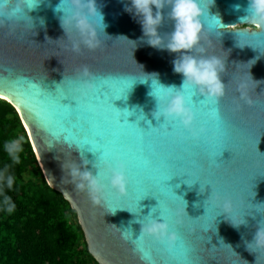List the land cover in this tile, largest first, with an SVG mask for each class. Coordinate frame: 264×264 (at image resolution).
Wrapping results in <instances>:
<instances>
[{"label":"water","instance_id":"95a60500","mask_svg":"<svg viewBox=\"0 0 264 264\" xmlns=\"http://www.w3.org/2000/svg\"><path fill=\"white\" fill-rule=\"evenodd\" d=\"M60 2L43 0L34 10L26 9L34 29L23 24L0 26V98L19 112L49 185L77 211L93 257L99 264H264V251L250 252L245 244V240H252L262 218L254 204L264 202V32L239 27L253 24L248 18L250 0H215L206 21L201 18L208 54L226 60L221 74L226 94L216 105L218 119L210 116L211 108L197 114L194 127L205 130L199 139L183 128L180 135L170 137L150 131L164 122L163 116L157 120L152 115L157 101L149 95L151 80H137L130 87L131 82L145 79L143 72L156 73L165 86L182 88L183 77L173 71L177 53L147 43L139 18L125 10L130 0H96L106 25L100 33L103 42L95 50L82 48L79 53L64 47L68 43L60 23L64 12L56 10ZM214 16L220 22L213 20ZM172 27L165 19L158 32L163 35ZM238 43L249 45L241 48ZM85 65L95 84L106 82L111 91L102 100L97 97L93 105H85L79 116L73 114L72 122L89 137L102 133L121 141L127 164V194L120 196L109 189L107 200L101 204H94L86 192L66 181L60 161L79 163L83 153L89 160L87 168L95 175L98 169L93 165L103 149L91 151V144L69 138L48 118L52 97L67 95L70 89L74 96L80 94L75 91L78 70ZM241 81L247 84L245 90L252 104L239 99L237 86ZM202 99L200 93L193 97L194 102ZM60 103L76 105L67 96ZM141 112L144 119L138 120ZM144 160L149 163L145 165ZM187 179L211 181L215 190L232 199L233 216L252 213L245 215L247 223L233 227L225 219L227 214L220 213L223 209L214 204L209 207L206 200L211 185H205L201 192L200 181L189 186L184 183ZM161 194L165 199L174 198L173 209L184 216L185 223L179 228L181 239L172 249L151 237L136 239L141 232L137 217L147 216L156 207L152 215L159 218L156 197ZM143 196L139 213L127 210L138 211L137 201ZM123 229L132 231L131 239L123 238ZM180 249L187 255L181 256ZM145 253L150 260L145 259Z\"/></svg>","mask_w":264,"mask_h":264},{"label":"clouds","instance_id":"9594fccd","mask_svg":"<svg viewBox=\"0 0 264 264\" xmlns=\"http://www.w3.org/2000/svg\"><path fill=\"white\" fill-rule=\"evenodd\" d=\"M42 2L43 0H0V26L5 23L23 24L27 28L34 29L33 18L28 15V11L34 10ZM66 3L68 4L67 8L64 6ZM214 3L215 0H207V3L204 0H130V4L125 6L126 11L139 18L149 45L178 54L172 61L173 71L183 77L182 88H176L174 85L165 86L160 83L156 73L146 74L143 72L145 79L136 78L131 82L130 87L137 80L140 82L151 80L152 90L149 95L155 97L157 101L156 110L152 115L157 120L163 116L164 119L178 121L182 128L186 129L195 139H199L205 130L201 127L199 129L194 127L197 113L189 106L185 88H194L211 101H219L226 94V85L221 80L226 60L219 55L208 54L204 43L207 36L201 18L203 17L204 22L206 21L209 6ZM165 9H167L166 12ZM56 10L64 12V15L60 17V23L68 41L64 47L79 53L82 48L95 50L101 46L103 41L100 33L101 31L104 33L106 25L103 23V14L99 11L96 0H61ZM250 11L251 15L248 18L256 29L264 32V0H250ZM165 19L170 20L173 27L170 32L161 35L158 32V27L164 23ZM212 19L220 22L219 17L214 16ZM40 23L44 24L43 18L40 19ZM244 45L238 43L241 48ZM78 80L76 92L82 96L94 92L95 77L86 65L78 70ZM246 88L245 81H241L237 86L239 99L252 104L253 101L248 96ZM119 98L120 96L116 99ZM132 114L131 112L130 115ZM210 116L213 119H218V111L211 110ZM142 119H144V115L141 112L138 120ZM22 141L23 137H19L6 140L3 144V150L12 164L20 163V153L23 151ZM88 164L89 160L83 156V153H81L79 163L75 160L60 161L66 181L71 182L76 189L86 192L94 204L105 202L109 196V189L115 190L120 196L127 194L128 176L125 161L117 157L115 163L107 159L102 164L96 162L93 165L98 169L95 175L87 168ZM10 167L11 165H5L4 168H0V196L3 197L0 200V209L6 210L8 213L15 210L14 202L4 194L5 188L13 189L16 180L15 175L9 171ZM195 182L189 183V179L184 181L189 186ZM204 186L203 190H201V186V192L204 191ZM172 193L177 196L173 191ZM140 200L137 201L138 211L127 210L139 213ZM157 200L160 204L161 201ZM206 201L209 205L214 204L217 208L223 209L220 213H226L225 219L236 228L247 223L246 214H252L248 212L243 216H233L231 214L232 199L222 195L212 186L211 194ZM254 205L256 213H259L262 218L258 221L252 240H245L246 247L250 252L264 251V207H260L264 206V202ZM156 210L157 208L153 207L152 213H155ZM152 213L143 216V218L137 217V221L141 225L137 241L151 237L172 249L181 239L178 229L185 223L183 214L172 209L167 218L163 214L159 218H155ZM121 234L125 239H131L133 236L130 229H123ZM145 259L150 260L147 253H145Z\"/></svg>","mask_w":264,"mask_h":264},{"label":"trees","instance_id":"16d2710c","mask_svg":"<svg viewBox=\"0 0 264 264\" xmlns=\"http://www.w3.org/2000/svg\"><path fill=\"white\" fill-rule=\"evenodd\" d=\"M19 137L21 160L12 164L3 144ZM5 165L16 177L13 189H4L15 210L0 209V264H99L77 211L49 185L19 112L0 98V168Z\"/></svg>","mask_w":264,"mask_h":264},{"label":"snow or ice","instance_id":"6c2138e0","mask_svg":"<svg viewBox=\"0 0 264 264\" xmlns=\"http://www.w3.org/2000/svg\"><path fill=\"white\" fill-rule=\"evenodd\" d=\"M127 88V84H123ZM107 89V91H105ZM111 89L107 86L106 82H100L96 85V91L93 93H89L86 96H82L80 94H76L75 96L71 93V89L69 90V94L67 95H61L60 97H52L50 101V112L48 114V118L50 123H52L55 127L61 129L63 132L67 133L69 138L75 137L79 142L85 143V144H91L92 150L95 152L98 149H103L100 157L97 160L98 164H102L105 159L115 163V160L117 157L119 159L123 160L124 153L121 150V147L119 146L121 144V141L118 139H108L105 137L102 133H96L94 136L89 137L87 135H84L82 132V129L78 128L75 123L72 122V115L75 114L77 116L80 115V110L85 105H93V101L97 99V97H100V99H104L105 96H109ZM185 95L188 99L189 106L197 113L201 114L204 112H207L209 108L212 110L216 108V105L218 104V101H211L204 97L202 100H197L196 102L193 101L194 96H198L199 92L194 88H185ZM70 97L71 99L76 101V105L73 107L72 105H64L61 104L60 101L65 97ZM103 96V98H101ZM118 97V96H117ZM116 97V98H117ZM110 98V97H109ZM111 102V101H110ZM112 104V103H111ZM113 105V104H112ZM93 111H97V109L93 106ZM55 113V115L53 114ZM138 127V125L136 124ZM140 128V127H138ZM182 126L179 124L178 121L173 120H167L164 119V122L160 124L158 127H151L150 131L153 133H157L163 137H170V136H177L180 135V129ZM142 129V128H140ZM145 130V129H143ZM186 130V129H184ZM145 131H149V128ZM187 131V130H186ZM188 132V131H187ZM189 133V132H188ZM191 135V134H190ZM97 137L100 138L101 142L97 141ZM222 152L216 154L215 159L221 154ZM217 161V159H216ZM143 163L146 165L149 162L147 160H144ZM194 163H199L198 161H194ZM200 181L201 186L204 185H211L214 189V185L211 181H204L202 182L199 179L191 180L189 181ZM148 196V195H145ZM143 196V197H145ZM141 197V198H143ZM139 198L138 200H140ZM161 201V203L157 206L159 211V217L161 214L165 218H167L169 212L174 208L175 206V199L174 198H167L165 199L163 194H161L160 197H157ZM209 207H212V205H209ZM179 231V229H178ZM179 254L181 256H186L187 251L185 249H180Z\"/></svg>","mask_w":264,"mask_h":264},{"label":"flooded vegetation","instance_id":"af4514ba","mask_svg":"<svg viewBox=\"0 0 264 264\" xmlns=\"http://www.w3.org/2000/svg\"><path fill=\"white\" fill-rule=\"evenodd\" d=\"M250 27H249V26ZM239 27H242V28H245V27H248V28H250V29H254L255 28V26L253 25V24H246V25H242V26H239Z\"/></svg>","mask_w":264,"mask_h":264},{"label":"rangeland","instance_id":"374dc122","mask_svg":"<svg viewBox=\"0 0 264 264\" xmlns=\"http://www.w3.org/2000/svg\"><path fill=\"white\" fill-rule=\"evenodd\" d=\"M249 26V25H248ZM250 27V26H249ZM27 129V128H26ZM28 131V130H27ZM28 134H29V132H28ZM29 137H30V135H29ZM30 140H31V138H30ZM31 143H32V140H31ZM32 145H33V143H32ZM33 147H34V145H33ZM34 150H35V148H34ZM36 152V151H35ZM36 155H37V153H36ZM37 159H38V157H37ZM39 161V160H38Z\"/></svg>","mask_w":264,"mask_h":264}]
</instances>
